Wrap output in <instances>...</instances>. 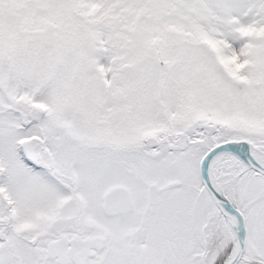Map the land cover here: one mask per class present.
Returning a JSON list of instances; mask_svg holds the SVG:
<instances>
[{"label": "snow or ice", "instance_id": "snow-or-ice-1", "mask_svg": "<svg viewBox=\"0 0 264 264\" xmlns=\"http://www.w3.org/2000/svg\"><path fill=\"white\" fill-rule=\"evenodd\" d=\"M0 264H264V0H0Z\"/></svg>", "mask_w": 264, "mask_h": 264}]
</instances>
